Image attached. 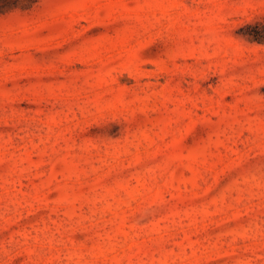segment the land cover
<instances>
[{"label": "rangeland", "instance_id": "obj_1", "mask_svg": "<svg viewBox=\"0 0 264 264\" xmlns=\"http://www.w3.org/2000/svg\"><path fill=\"white\" fill-rule=\"evenodd\" d=\"M0 264H264V0H0Z\"/></svg>", "mask_w": 264, "mask_h": 264}]
</instances>
